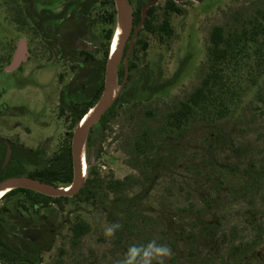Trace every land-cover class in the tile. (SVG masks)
Segmentation results:
<instances>
[{
    "label": "rangeland",
    "instance_id": "rangeland-1",
    "mask_svg": "<svg viewBox=\"0 0 264 264\" xmlns=\"http://www.w3.org/2000/svg\"><path fill=\"white\" fill-rule=\"evenodd\" d=\"M87 1L0 0V139L11 148L5 166L13 155L11 144L19 141L40 148L45 162L61 144L72 142L73 115L59 105L62 90L78 70L76 55L51 59L55 55L40 34L49 25H61L62 32L68 28L69 34L66 21L75 16L77 23H87L80 44L101 61L112 28L104 22L111 7L107 0ZM138 1L131 3L133 11ZM165 1L159 2L162 7ZM178 5L182 14L170 15L171 37L141 35L147 47L137 46L136 67L129 70L123 90V98L131 96V102L92 128L85 149L86 179L94 175L100 181L98 195L41 210L42 220L46 217L58 227L42 264H117L129 246L151 240L171 249L165 264H264V111L254 100L263 79L250 88L235 116L193 124L182 135L157 134L165 115L200 84L213 27L264 7V0H187ZM25 14L66 21L40 22L35 29ZM156 16L162 21L163 8ZM79 37L69 34L64 47L74 48ZM20 40L32 56L19 69L7 71ZM145 130L156 147L137 162L130 150ZM19 170L29 173L34 165L25 162ZM116 180H125V185L114 194L107 187ZM5 220L9 234L19 232L10 218ZM78 220L87 222L90 231L74 244L70 226ZM113 223L121 227L106 238L104 229Z\"/></svg>",
    "mask_w": 264,
    "mask_h": 264
},
{
    "label": "trees",
    "instance_id": "trees-1",
    "mask_svg": "<svg viewBox=\"0 0 264 264\" xmlns=\"http://www.w3.org/2000/svg\"><path fill=\"white\" fill-rule=\"evenodd\" d=\"M134 0H130L132 3ZM152 0H139L138 10L134 11V27L142 21V8ZM97 1L89 0L84 4H95ZM111 10L107 12L105 23L111 25L106 36V47L103 59L96 65L95 56L87 51H82L84 67L73 78L68 86L67 100L63 98L62 111H69L73 115L72 128H76L82 117L99 100L104 87V74L106 62L110 53V45L116 25V9L114 0H107ZM89 6V5H87ZM164 10L162 21L157 18V11ZM171 14H182L181 7L174 0H166L165 6L160 3L147 10V17L143 27L139 30L128 68L130 72L136 67L137 46L147 47V42L141 38L142 33L154 36L162 35L171 37L173 28L170 22ZM26 19H28L25 14ZM74 17V16H73ZM86 19L85 16H83ZM23 20V19H22ZM83 20V19H82ZM85 22V21H84ZM19 23H25V20ZM76 27L77 22L71 25L75 32L85 31V23ZM123 62L119 67L118 77H125ZM201 82L184 100L178 102L166 115L163 126L158 133L163 135L184 134L193 124L200 122L216 124L217 122L235 116L239 113L244 99L250 88L259 84L263 79V87L257 91L255 101L264 111V7L257 6L247 13H237L232 22L213 27L206 48V59L201 67ZM97 79V80H96ZM97 82L92 84L93 82ZM125 88V87H124ZM123 88V90H124ZM93 129L114 116L120 106L131 102V96L123 98V91ZM90 94V95H89ZM88 95L92 99L87 101ZM129 95V94H128ZM129 99V100H128ZM80 107V108H79ZM90 132V135L93 132ZM71 138V137H70ZM13 155L7 166L3 167L7 143L0 139V181L13 176H29L42 182L66 187L73 181V164L71 154V139L61 144L49 161H43V151L36 149H20L16 144H11ZM156 141L152 134L145 130L134 140L130 155L137 162L149 158L154 152ZM27 163L34 165V170L25 173L19 168ZM125 185V180H116L108 184V191L117 194L119 188ZM100 187V181L89 176L83 188L73 197H48L28 189H15L0 199V262L42 264V255L51 249L56 224L40 216L43 208L50 204L64 207L63 203L76 200H91L98 195L95 191ZM125 209H121L123 212ZM17 226L19 232L9 234L8 220ZM46 219V220H45ZM90 231V225L85 221L71 223L70 232L73 243L76 244ZM63 252V251H61ZM119 264V263H117Z\"/></svg>",
    "mask_w": 264,
    "mask_h": 264
},
{
    "label": "water",
    "instance_id": "water-1",
    "mask_svg": "<svg viewBox=\"0 0 264 264\" xmlns=\"http://www.w3.org/2000/svg\"><path fill=\"white\" fill-rule=\"evenodd\" d=\"M161 0H152L146 3L142 8V21L138 27H134V11L130 0H114L116 9V31L120 29L121 34L116 46V49L112 50V44L114 36L110 45V53L106 62L105 74H104V87L99 100L86 112L80 122L77 124L71 142V154L73 164V181L70 185L63 187L53 184H48L40 180L34 179L29 176H13L8 177L0 181V199L15 189H28L38 192L48 197H73L80 192L86 182V170L83 168L82 152L85 153L86 144L89 134L92 128L99 123L102 117L113 106L121 91L123 90L125 83L129 75V58L132 52L136 36L139 30L143 27L147 17V10L157 5ZM175 2H184L187 0H174ZM129 45L126 50V45ZM25 41L20 40L16 52L13 54L12 59L5 67L7 71L17 70L26 59V47ZM126 50V53H125ZM123 62L125 67V77L118 86V74L119 67ZM87 114H90L89 118L83 123V120ZM83 123V124H82ZM11 156V148L8 145L5 155L4 166L7 164ZM86 157V156H85ZM86 163V158H85ZM4 195L1 197V193ZM0 264H26V263H4Z\"/></svg>",
    "mask_w": 264,
    "mask_h": 264
},
{
    "label": "flooded vegetation",
    "instance_id": "flooded-vegetation-1",
    "mask_svg": "<svg viewBox=\"0 0 264 264\" xmlns=\"http://www.w3.org/2000/svg\"><path fill=\"white\" fill-rule=\"evenodd\" d=\"M47 13H45V15L46 14H50L48 11H46ZM30 14H28V18L29 19H33L34 21H33V23H32V26H33V28H35V29H40V22H44L45 24H46V22H49L50 24L52 23V22H58V21H61V22H64V21H66V19L64 18V17H60V16H54V15H52V16H49L48 17V19H44L45 17H42V16H32L31 18H30ZM60 17V18H59ZM75 19H76V17L74 16H72V15H70V16H68V18H67V21L66 22H69L68 23V27H69V34L70 35H73V37L75 38V37H79L76 41H75V44H76V46L74 47V48H69V49H67L68 47H67V42L69 43V40L66 38V36L68 37L69 36V34H67V29H66V31H64V32H62L61 31V27L59 28V26H61V25H55V27L54 26H51V25H49V28H48V32L46 33L44 30H42L41 32V36H44L43 37V40L46 42V45L47 46H49L50 47V50L54 53V58H51V59H55V60H61V61H63V58L64 57H69V56H75L76 58H75V62H76V75L79 73V71H80V69H82L83 67H84V58H83V56H81V53H82V51H87V52H89V53H91V50H90V48H84V46L83 45H81L80 44V38L81 37H84V35L86 34V32H87V30L86 31H82V30H79V31H77V32H75V30L74 31H72L73 30V28L75 27V23H76V21H75ZM79 20V19H78ZM84 21V20H83ZM85 21H88V19L86 18L85 19ZM66 22L65 23H63L62 25H65L66 26ZM40 23V24H39ZM71 25H74V27L72 28V29H70L71 28ZM84 25H87V23L85 22V24ZM66 26V27H67ZM82 25L81 24H79V23H77V25H76V27H81ZM53 27V28H52ZM54 28H58V29H54ZM66 32V33H65ZM82 34V35H81ZM64 35H66V36H64ZM71 38V37H70ZM69 38V39H70ZM64 46H66L67 48H65ZM18 48V47H17ZM70 51H73V53L72 52H70ZM27 55H28V59L32 56L31 54H30V52H29V50L27 51ZM27 55H26V58H27ZM78 55V56H77ZM13 56V55H12ZM28 59H25V61L26 60H28ZM94 61H95V63H96V65L98 66V61L99 60H97V59H94ZM21 66H22V64H21ZM20 66V67H21ZM19 67V68H20ZM18 68V69H19ZM75 75V76H76ZM75 76H72V78L70 79V82L73 80V78L75 77ZM62 80V78L60 77V81ZM97 80V79H96ZM98 82V81H97ZM97 82H93L92 84H95V83H97ZM70 84V83H69ZM68 87H67V89H64V90H62V92H61V96H60V98H61V101H60V105H59V108L61 109L62 108V105H63V101L64 100H67V94H68ZM63 98H64V100H63ZM8 143H7V148H8ZM10 146V145H9ZM16 146L18 147V148H20V149H24V150H26V149H30V148H28V147H25V145H23L22 143H20V141L16 144ZM6 152H7V150H6ZM5 161V160H4ZM3 167H4V164H3Z\"/></svg>",
    "mask_w": 264,
    "mask_h": 264
},
{
    "label": "clouds",
    "instance_id": "clouds-1",
    "mask_svg": "<svg viewBox=\"0 0 264 264\" xmlns=\"http://www.w3.org/2000/svg\"><path fill=\"white\" fill-rule=\"evenodd\" d=\"M119 223H113L104 229L106 238H111L120 229ZM172 255L171 249L155 240L145 245H131L127 248L119 264H165Z\"/></svg>",
    "mask_w": 264,
    "mask_h": 264
},
{
    "label": "bare ground",
    "instance_id": "bare-ground-1",
    "mask_svg": "<svg viewBox=\"0 0 264 264\" xmlns=\"http://www.w3.org/2000/svg\"><path fill=\"white\" fill-rule=\"evenodd\" d=\"M120 34H121V31L120 29H118L116 31V34L114 36V40H113V44H112V50L114 51L116 49V46H117V43H118V40H119V37H120ZM90 114H87L83 120V123L89 118ZM82 123V124H83ZM82 162H83V168L84 170H86V163H85V153L82 152ZM4 193H6L5 191L1 193V197L4 195Z\"/></svg>",
    "mask_w": 264,
    "mask_h": 264
}]
</instances>
